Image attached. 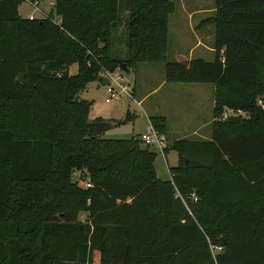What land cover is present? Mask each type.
I'll list each match as a JSON object with an SVG mask.
<instances>
[{"label":"trees","instance_id":"trees-1","mask_svg":"<svg viewBox=\"0 0 264 264\" xmlns=\"http://www.w3.org/2000/svg\"><path fill=\"white\" fill-rule=\"evenodd\" d=\"M20 2L0 0V264H264V0L214 1L212 61L167 60L171 0H127L123 58L118 0H54L57 20ZM120 62L214 86L211 138L168 145L169 181L139 137L97 136L78 98Z\"/></svg>","mask_w":264,"mask_h":264},{"label":"rangeland","instance_id":"rangeland-1","mask_svg":"<svg viewBox=\"0 0 264 264\" xmlns=\"http://www.w3.org/2000/svg\"><path fill=\"white\" fill-rule=\"evenodd\" d=\"M28 1L22 0L18 7L19 13L23 17H28L27 15L32 13L35 17L53 15L55 20L58 19L52 13L54 0H38L37 6L39 11H35L33 5H30ZM171 1L175 5V10L169 16L167 60L186 61L201 58L206 61H212L214 59V50L210 48L214 41V25H200V22L214 15L215 0ZM126 2L127 0H118V23L111 33L112 53L120 58L126 55V18L128 15ZM193 9H198L199 11L191 18L189 13ZM76 72L77 65H70L68 69L69 75L73 76ZM117 76L119 78L118 83L130 88V90L135 85L136 93L134 98L128 97L125 94H118L116 101L106 103V99L109 97L107 87L103 86L100 81L87 84L85 89L78 94L79 99L89 101L92 104L88 116L90 123H94L97 119L104 121V118L107 117L113 119L111 123L114 124V127L103 130L101 133L102 139L123 140L139 137V134L148 125L146 115H152L157 110L169 116L170 127H174L172 129V132H174L176 130L175 124L178 122L176 115L180 117L177 112V106L182 110H186L183 107L187 108L190 104L193 106L192 99L194 95L187 91L189 89H185L191 88V86L173 85V83L167 82L164 62H140L137 64L136 69L128 74L118 70L115 77ZM112 87L118 92V89L114 85ZM172 88H179V90L171 92ZM127 113L131 116V120L129 121H125ZM137 116H139L138 119L136 118ZM204 117L205 114L203 113L201 115L202 120ZM211 117L210 114L208 119L210 120ZM195 127L196 125L193 122H190L187 126L188 129L192 130ZM203 133H207L210 136V126ZM170 139L172 140V138ZM193 139L199 138L197 136L187 138V140ZM152 151L156 154L154 166L158 177H169L167 176V167L163 155L157 150L153 149ZM172 153L174 154V152ZM168 160L170 165H173L169 157ZM72 180L80 186L84 185V182L79 179L78 172L73 173Z\"/></svg>","mask_w":264,"mask_h":264},{"label":"crops","instance_id":"crops-1","mask_svg":"<svg viewBox=\"0 0 264 264\" xmlns=\"http://www.w3.org/2000/svg\"><path fill=\"white\" fill-rule=\"evenodd\" d=\"M30 5H33V8L35 11H39L38 9V0H29L28 1ZM35 6L37 7V9H35ZM19 7V5H18ZM17 7V11L18 14L19 13V9ZM198 9H193L192 11H190L189 16H191V18L193 17L194 14L198 13ZM215 11V5L213 8V12ZM21 17H23L22 15H20ZM29 18L30 17H35L32 15V13L27 15ZM206 20V19H205ZM204 20V21H205ZM204 21L200 22V25H205V24H211V23H205ZM169 23V21H168ZM214 25V24H213ZM168 30H169V26H168ZM214 31H215V27H214ZM202 45V42H201ZM210 49L214 50V41H213V45ZM168 50V49H167ZM167 54V53H166ZM176 61H181V60H176ZM136 69V68H135ZM164 82V81H163ZM173 85H178L176 83H173ZM180 85H187V86H191V88H185V89H189L187 91L191 92V94H193V106H191V104L189 105V107H183L186 110H182L179 106H177L178 110L177 112L179 113L180 117L178 115H176L177 117V124H175L176 126V132H172V129H174V127H170V118L167 114L165 113H160L158 110L154 111V113L152 115H146L147 116V120L149 123V118L152 116H161L165 119L166 122V131L164 133V136L166 138V140H168V143L171 144L173 141L176 140H187V138H190L192 136H197L199 139H195V140H210L211 138V134L210 136L207 135V133H203L205 131V129L210 126V133H211V123H212V118H213V104H214V86L210 85V86H205L208 84H180ZM174 87V86H172ZM179 88H172L171 92H176L178 91ZM131 98L135 97V85L131 88ZM142 101V100H141ZM139 101V102H141ZM138 102V104H139ZM205 114L204 119L202 120L201 115ZM211 114V119H208V116ZM137 119L139 118V116L136 117ZM111 118H104V121L107 122H111ZM190 122H193L196 127L195 129H188L187 126L190 124ZM143 133V132H142ZM141 133V134H142ZM139 134V136L141 135ZM138 136V135H137ZM172 138V140L170 139ZM194 140V139H193ZM188 141H192V140H188ZM168 144V145H169ZM167 145V147H168ZM174 152V151H172ZM171 151H168L166 154H162L165 160V165L167 167V176L169 177H158L157 174V170L155 168V172H156V177L161 180V181H169L171 179L170 177V173H169V169L173 168L177 165L178 162V157L177 154L174 152V154ZM168 157L170 158L171 162L173 165H170V163L168 162Z\"/></svg>","mask_w":264,"mask_h":264},{"label":"built area","instance_id":"built-area-1","mask_svg":"<svg viewBox=\"0 0 264 264\" xmlns=\"http://www.w3.org/2000/svg\"><path fill=\"white\" fill-rule=\"evenodd\" d=\"M35 9L37 7L35 6ZM32 18V17H30ZM117 71L110 74L106 73L103 75V77H107L110 80V85L107 86V92H108V99H106V103H111L113 101H116L118 99V94H125L126 96L130 97L131 96V90L130 88L118 83V76ZM114 85L117 89L118 92L115 91V89L112 87ZM258 105L261 107H264V101L262 99H258L257 101ZM232 115L229 111L225 112L221 120H225L228 116ZM141 143L151 149V150H157L159 153L164 154V150L167 148V140L164 136V134H160L150 123L145 127L143 133L139 136ZM85 187H90L89 184H84ZM194 201L196 198L194 195H192ZM220 250V248H218ZM211 251L213 253V248H211Z\"/></svg>","mask_w":264,"mask_h":264},{"label":"water","instance_id":"water-1","mask_svg":"<svg viewBox=\"0 0 264 264\" xmlns=\"http://www.w3.org/2000/svg\"><path fill=\"white\" fill-rule=\"evenodd\" d=\"M118 70L126 74L130 73V70L126 68V65L124 62H120ZM101 83L103 86L107 87L110 85V80L107 77H103ZM94 127H95L97 136H100L103 130H107V129L114 127V124L111 122H107V121H98L94 123ZM185 163H187V160H185Z\"/></svg>","mask_w":264,"mask_h":264}]
</instances>
